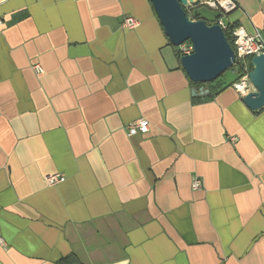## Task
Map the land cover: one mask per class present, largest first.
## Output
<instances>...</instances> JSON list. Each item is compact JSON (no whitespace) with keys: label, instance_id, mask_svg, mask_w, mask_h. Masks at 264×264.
<instances>
[{"label":"crops","instance_id":"1","mask_svg":"<svg viewBox=\"0 0 264 264\" xmlns=\"http://www.w3.org/2000/svg\"><path fill=\"white\" fill-rule=\"evenodd\" d=\"M235 1L264 42V0ZM0 20V264H264V108L193 86L149 0H6Z\"/></svg>","mask_w":264,"mask_h":264},{"label":"water","instance_id":"2","mask_svg":"<svg viewBox=\"0 0 264 264\" xmlns=\"http://www.w3.org/2000/svg\"><path fill=\"white\" fill-rule=\"evenodd\" d=\"M149 1L169 44L174 48L186 42L192 45V53L179 58L180 66L192 84L211 83L233 67V49L222 29L208 25L204 20H191L186 15V8L195 6L197 0ZM250 67L248 78L253 90L241 100L249 110L257 112L264 108V53L253 56ZM198 93L203 95L202 89ZM191 94L196 95L194 89Z\"/></svg>","mask_w":264,"mask_h":264},{"label":"built area","instance_id":"3","mask_svg":"<svg viewBox=\"0 0 264 264\" xmlns=\"http://www.w3.org/2000/svg\"><path fill=\"white\" fill-rule=\"evenodd\" d=\"M6 2V0H0V5ZM198 7H207L210 10L217 12L218 16L213 21L211 25L219 26L224 32L227 30V22L224 20L225 17L229 16L237 9V3L235 0H197L196 4ZM194 6H189L186 8L190 11ZM1 25V20H0ZM139 22L131 17H124L122 20V28L126 30H133L137 28ZM232 43H233V53L235 57V63L233 65V72L238 76L235 83L232 84V89L235 90L239 96L242 98L248 92L253 90V87L249 81L248 75L250 70L246 64L248 59L253 56L260 55L264 53V42L258 32L253 35H249L242 27L237 26L231 31ZM181 55H188L192 53V45L186 42L178 47ZM33 70L40 74L42 73V68L39 65L32 66ZM127 134L129 137L138 134H146L149 131V123L144 119H138L130 123L127 126ZM234 141V138L230 139ZM64 177L58 174L49 176L46 178L45 182L48 186H55L64 182ZM193 189H199L201 187L200 181L198 179L193 181ZM3 241L0 239V244Z\"/></svg>","mask_w":264,"mask_h":264},{"label":"trees","instance_id":"4","mask_svg":"<svg viewBox=\"0 0 264 264\" xmlns=\"http://www.w3.org/2000/svg\"><path fill=\"white\" fill-rule=\"evenodd\" d=\"M197 8H198V6L197 5H195L194 6V8H192L190 11H187V10H185V13H186V15L191 19V20H194V21H196V20H204L203 18H201L200 17V15L197 13ZM205 21V20H204ZM206 22V21H205ZM206 24H208V25H211V24H209V23H207L206 22ZM227 25H228V27H227V30H225L224 31V35H225V37H226V40L228 41V43L230 44V46L231 47H233V43H232V37H231V31L235 28V27H237V24H234V23H228L227 22ZM175 50H176V55H177V57H178V59L182 56L181 55V53L179 52V50H178V48H175ZM246 64H247V66H248V69L251 71V67H250V59H248L247 61H246ZM232 69V71H233V68H231ZM225 74V73H224ZM224 74L221 76V77H219L217 80H215V81H213V82H211V83H207V84H204V85H199V84H193V86H203V87H207V89H208V97H212L218 90H222V89H224V88H227V87H230V86H232V84L233 83H235L236 81H234V82H232V83H230V84H228V85H224L223 83H222V77L224 76ZM237 79H238V76H237Z\"/></svg>","mask_w":264,"mask_h":264},{"label":"rangeland","instance_id":"5","mask_svg":"<svg viewBox=\"0 0 264 264\" xmlns=\"http://www.w3.org/2000/svg\"><path fill=\"white\" fill-rule=\"evenodd\" d=\"M197 13L203 18L207 23L211 24L218 16L217 12L208 9L207 7H198ZM229 16L225 17L224 20L227 22ZM237 80V75L229 69L225 72L224 76L222 77V83L224 85H228Z\"/></svg>","mask_w":264,"mask_h":264}]
</instances>
